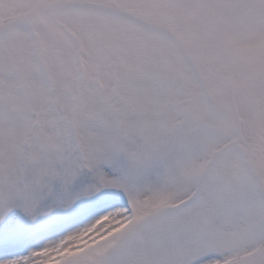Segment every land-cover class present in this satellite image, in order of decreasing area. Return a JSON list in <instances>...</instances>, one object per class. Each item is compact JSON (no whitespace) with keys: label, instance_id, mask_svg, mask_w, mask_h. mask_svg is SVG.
<instances>
[{"label":"snow or ice","instance_id":"obj_1","mask_svg":"<svg viewBox=\"0 0 264 264\" xmlns=\"http://www.w3.org/2000/svg\"><path fill=\"white\" fill-rule=\"evenodd\" d=\"M0 264H264V0H0Z\"/></svg>","mask_w":264,"mask_h":264}]
</instances>
